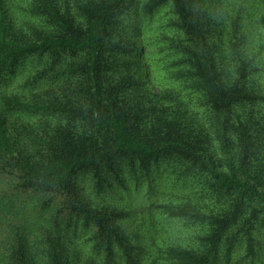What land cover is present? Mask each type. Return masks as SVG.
I'll list each match as a JSON object with an SVG mask.
<instances>
[{"label":"trees","instance_id":"obj_1","mask_svg":"<svg viewBox=\"0 0 264 264\" xmlns=\"http://www.w3.org/2000/svg\"><path fill=\"white\" fill-rule=\"evenodd\" d=\"M23 72L32 89L83 72L88 109L0 94V264H264V0H0V80ZM150 160L197 187L137 194L180 200L171 214L49 213L80 174L99 197Z\"/></svg>","mask_w":264,"mask_h":264},{"label":"rangeland","instance_id":"obj_2","mask_svg":"<svg viewBox=\"0 0 264 264\" xmlns=\"http://www.w3.org/2000/svg\"><path fill=\"white\" fill-rule=\"evenodd\" d=\"M17 3L20 4V1L15 0ZM18 5V4H16ZM46 32V31H44ZM129 57H126L128 60ZM71 62L75 63L77 59L70 58ZM72 65V64H70ZM62 67L69 66L68 62H65ZM27 72L30 73V75L34 72L36 69L35 65L33 63L28 64L27 66ZM135 72V71H134ZM79 74L76 76H72L71 80H67L69 84H65L61 82V84L57 86H44L38 89H32L25 85V72L17 75L13 78L3 79L0 80V94L5 95V98L11 97L21 100V101H27V99H30L32 96H37L39 98H42L43 101H48V94L52 92L49 96L52 99L60 100L62 103L66 104V107H69L71 104H73V107H79L82 109L87 110L88 107L86 106L88 104V98L89 93L87 92L86 88V75L83 72H78ZM78 78V79H77ZM105 100H109L106 98ZM78 102V103H77ZM104 107V105H102ZM71 107V106H70ZM106 109V107H104ZM38 116L33 117H23L21 121L23 122L24 126L27 125H33L37 124L39 126V122L45 121L46 118ZM51 119V118H50ZM12 122H14V125H17L21 123V121H15L11 119ZM138 129L142 132L143 136L155 139V135L152 134L151 128H142L138 126ZM22 131V135H27L26 133L31 132V130L24 131V130H17L16 134H19ZM25 132V133H24ZM40 134L43 135V129L39 131ZM146 164H148V170L142 169ZM138 165H142L138 170L135 172H125L121 178L113 177L112 180H109V184L107 188L102 190L100 192V196L97 197L94 193V190L91 188H94L95 181L90 178L88 175L85 174L86 177H84V174H80L79 180L82 181L81 186L84 188L83 191H77L74 187V196L70 198L67 194H51L50 196H47L46 199L48 200L47 206L49 208V213L51 214H57V215H64L68 216L69 212L71 210H74V214H80L78 209H80V204L83 202H86L88 204H91L92 211L93 212H102V211H108L107 208L110 206L113 209H119L118 211L125 212L123 214H126L128 209H134L136 208L137 214H171L172 208L179 207L182 202H179L178 199H171L174 201H166L161 196L159 197V194L157 193V196H153V202L149 200V203L146 204V202H140L142 199V196H138L137 194H143L146 190V187L148 188L149 185H151L153 188L157 187V191H169L173 186H175L174 191L178 192L179 194L186 193V192H193L196 191L197 187H193L191 191L185 190V184L186 182H183L185 180L184 176H181L180 173L175 172L173 175H170V170L167 168V164L165 163H157L154 164V162L147 161L145 163H141ZM177 178V181H173V177H179ZM198 177V176H197ZM84 178V179H83ZM143 180L148 181L149 183L146 184ZM186 181V180H185ZM136 182H139V189L138 193L135 192V184ZM189 183V181H187ZM80 184V183H78ZM77 186V185H76ZM92 186V187H90ZM126 186V190L132 194L129 195L131 200H127L126 192L123 187ZM5 188V181L2 175L0 174V195L4 194L2 191ZM46 196V195H45ZM43 197V196H42ZM191 197V204L194 205V207L190 210L192 214H210L207 210L205 211L203 203L196 199L194 196ZM190 197L187 198V201H189ZM151 199V200H152ZM178 201V202H175ZM121 212V213H122ZM10 218V220H9ZM50 218V217H48ZM5 220L0 216V249L2 248L1 238L3 236V232L7 229H10V225L14 224L15 221H11V216L8 214L6 216ZM6 222V223H5ZM73 222H75V217L73 219ZM76 223V222H75ZM8 225V227H7ZM47 225V224H45ZM48 228L45 227L44 231H46ZM50 229L52 231H55V227L51 226ZM73 230V229H71ZM69 231L70 235L73 236V232ZM87 233V232H86ZM93 232H89L88 234H84L81 241H90V238H92ZM87 243V244H88ZM86 244V245H87Z\"/></svg>","mask_w":264,"mask_h":264}]
</instances>
